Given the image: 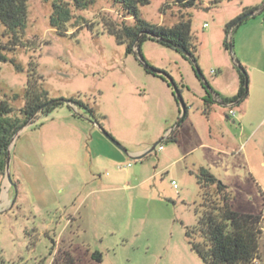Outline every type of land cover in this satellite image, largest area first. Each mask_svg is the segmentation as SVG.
<instances>
[{"label":"rangeland","instance_id":"1","mask_svg":"<svg viewBox=\"0 0 264 264\" xmlns=\"http://www.w3.org/2000/svg\"><path fill=\"white\" fill-rule=\"evenodd\" d=\"M262 2L196 0L191 8H179L169 0H150L139 7L140 17L154 26L190 21L196 66L183 52L156 42L141 47L146 64L171 78L186 107L175 127L181 107L172 87L147 74L137 56L126 54V46L104 29L106 22L133 23L120 5L96 0L86 10H74L62 36L49 24L51 3L28 0L30 44L0 61V98L22 107L28 73L35 70L49 100L80 102L96 121L64 104L47 117L38 114L17 134L9 153L11 182L0 176V264H54L58 249L69 250L79 264H203L185 237L202 204L195 178L200 167L228 187L234 211L262 216L255 264H264V81L244 65L250 61L264 70V14L226 33L244 9ZM224 43H231V52ZM237 62L253 75L245 102L212 104L205 114L206 84L233 92L236 77L239 87ZM14 95L21 97L14 101ZM69 113L77 117L67 119ZM92 122L99 128L93 131ZM57 131L61 134L52 136ZM69 131L70 144H60ZM171 132L177 142L166 140ZM104 133L125 150L146 152L163 141L144 157L124 156L114 167L93 161L90 171L96 147L107 155L118 149ZM97 137L106 144L97 145ZM27 147L30 157L22 151ZM92 190L97 191L89 194ZM94 252L101 254L100 262L91 259Z\"/></svg>","mask_w":264,"mask_h":264},{"label":"trees","instance_id":"2","mask_svg":"<svg viewBox=\"0 0 264 264\" xmlns=\"http://www.w3.org/2000/svg\"><path fill=\"white\" fill-rule=\"evenodd\" d=\"M51 3V15L49 24L57 34L66 36L68 26H72L74 20L73 11L88 9L96 0H44ZM120 5L124 13L133 18L131 25L122 22L117 25L106 22L103 26L105 31L114 37L119 45L126 46V54L133 53L142 56L141 47L146 41L173 49L178 53L185 52L186 56L194 66L196 60L192 51V37L190 21L181 20L171 27L154 26L144 21L139 14V7L149 5L150 0H111ZM178 5L179 8H191L196 0H169ZM28 0H0V61H8L6 55L13 54L18 48L26 47L25 32L27 28ZM220 0H210L216 5ZM264 14V0L255 7L244 9V11L231 21L226 27L228 31H235L250 18V14ZM252 17V16H251ZM90 28V26H89ZM226 50L231 48V43H224ZM17 72H22L21 64L10 59ZM31 67L35 68L33 62ZM238 65L239 87L237 93L232 97H223L208 84H206L203 101L207 104L205 114L212 104L223 107L228 105L242 104L248 96L249 78L243 67ZM197 69V68H196ZM200 73L199 70H196ZM147 74L158 77L168 86L171 78L160 72L159 74ZM179 92V91H178ZM174 96V93L172 92ZM21 96L14 95V101ZM23 106L16 108L7 99L0 98V176L5 177L7 152L16 134L31 119L38 114L47 117L54 110L66 105L64 100L52 101L47 98L46 92L38 84L35 70L28 73L26 87L22 94ZM175 101L177 102L175 96ZM68 108H80L85 111L90 120H95L93 111L80 102L68 100ZM180 113V111H179ZM37 114V115H36ZM186 115V107H185ZM184 115V116H185ZM36 116V117H35ZM77 117V114L73 115ZM32 120L30 121L31 124ZM174 132V131H173ZM173 132L166 140L177 142ZM161 139L159 142H162ZM158 142V143H159ZM199 185L202 204L195 209L197 224L193 228H186L185 237L191 251L197 254L203 264H255L260 253V238L263 234V219L261 215L242 214L233 210L228 187L218 181L208 169L200 167L195 174ZM197 238V241L195 240ZM93 261L100 262L101 254L94 252L91 255ZM54 264H79L69 250L58 249L53 260Z\"/></svg>","mask_w":264,"mask_h":264},{"label":"crops","instance_id":"3","mask_svg":"<svg viewBox=\"0 0 264 264\" xmlns=\"http://www.w3.org/2000/svg\"><path fill=\"white\" fill-rule=\"evenodd\" d=\"M256 15H258V13L257 14H255V15H253L252 17H254V16H256ZM239 50H240V52H242V47L240 46V44H239ZM244 65L246 66V68L249 70V73H251V72H253L252 74L254 75V74H257L256 76L258 77V79H261V80H263L264 81V70H262V69H260L258 66H256L255 64H251V62L249 61V62H245L244 63ZM249 65H252V66H249ZM252 74H249L250 76L248 77L249 78V83H250V85H251V81L253 80V75ZM235 84H234V88H233V92H231V93H229V94H226V93H224L223 92V90H221L220 88H219V86L216 84V89H214L216 92H218L221 96H223V97H232V96H234L236 93H237V91H238V81H237V77H236V79H235ZM162 95H164V97H165V91H164V93L162 94ZM201 98L203 99V96H201ZM245 102V101H244ZM232 105H228L227 107H231ZM207 108V106H204V110ZM66 117H68L67 119H70V120H72V118H74L73 117V115L71 114V113H69L68 115H66ZM85 121L84 122H89L90 123V121H89V119H87V118H83ZM47 122H45V124H41L40 126H42L41 127V129L40 130H43V128H45V126H47ZM96 127H98L99 128V126L98 125H93V131L94 130H96ZM61 128H59V130H60ZM63 129V128H62ZM23 130H25V128L24 129H22V131ZM92 131V135L95 133V132H93ZM59 134H61V131H57L56 133H54L52 136H59ZM69 139H67V140H64V139H62V138H59L58 140H57V137H54V138H56L55 140H57L58 142H60V144H70V141H71V132L69 131ZM72 135L73 136H75L74 135V133H72ZM17 136V135H16ZM15 136V137H16ZM15 137H14V139L12 140V143H13V141L15 140ZM98 139V144L97 145H99V144H101L103 141H101L102 139H99V137H97ZM44 140H45V138H44ZM105 142H107V141H104V143H102L101 145H103V144H106ZM12 143H11V145H10V150H11V146H12ZM108 144V143H107ZM105 149L107 148V145H104L103 146ZM159 149V148H158ZM31 147H27V150H25V148H24V150H22L23 151V154H26V155H28L29 157H30V152H31ZM88 150L90 151V154L92 155L93 154V151L91 150V148H89L88 147ZM102 149H100V148H98V147H96V154H95V157H94V159H93V157H91L90 159V171H92L93 170V168H94V166H98V165H100V163H104V164H107V165H109L110 167H114V166H116L118 163H120V162H123L124 161V156H127L128 158H133V159H136V158H142V157H144L143 155L146 153L144 150H129V149H127L126 150V154L125 153H123L122 151H120L119 149H116V148H114L113 147V149H112V151L110 152L111 154H109V155H107V154H104V153H102V151H101ZM160 150V149H159ZM93 161H94V166H93ZM93 176H94V174H93ZM5 180H6V178L4 179L3 178V181L5 182ZM115 181L116 179H112V181ZM98 182H99V184L101 183V179H99L98 180ZM95 191H97V190H92L89 194H91V193H94ZM7 203H9V200H7Z\"/></svg>","mask_w":264,"mask_h":264},{"label":"water","instance_id":"4","mask_svg":"<svg viewBox=\"0 0 264 264\" xmlns=\"http://www.w3.org/2000/svg\"><path fill=\"white\" fill-rule=\"evenodd\" d=\"M254 14H250V17L251 16H253ZM229 51L231 52V48L229 49ZM184 54H186L185 52H183ZM137 59L139 60V63L143 66V68L146 70V71H148V72H150V73H156V74H159L160 72L159 71H157V70H155V69H152V68H150L147 64H146V62L144 61V59H143V57H141V56H137ZM199 75H200V73H198ZM169 81V85L172 87V89H173V93H174V96L176 97V100H177V102H178V104H179V106L181 107V115H180V117H179V119H178V122L176 123V125H175V127H178L179 126V124L182 122V120H183V118H184V115H185V105L183 104V102H182V100H181V98H180V96H179V92H178V90H177V88H176V86H175V84L173 83V81L172 80H168ZM65 103L66 104H69V102L68 101H65ZM32 120V119H31ZM30 120V121H31ZM30 121L26 124V125H24L23 127H22V129H24L27 125H29L30 124ZM93 123V122H92ZM93 125H97L95 122L93 123ZM21 129V130H22ZM20 130V131H21ZM19 131V132H20ZM18 132V133H19ZM17 133V134H18ZM16 134V135H17ZM104 135L109 139V141L113 144V145H115L120 151H122L123 153H125L126 154V150L124 149V148H122L110 135H107L106 133H104ZM159 143H161V142H159ZM157 144L158 143H156L155 145H153L152 147H151V149H149L148 151H146V153L143 155V156H145L147 153H149V152H151V151H153L154 149H155V147L157 146ZM9 153H10V147H9V149H8V152H7V159H6V170H5V178L7 179V181L10 183L11 181H10V176H9V173H8V163H9Z\"/></svg>","mask_w":264,"mask_h":264},{"label":"built area","instance_id":"5","mask_svg":"<svg viewBox=\"0 0 264 264\" xmlns=\"http://www.w3.org/2000/svg\"><path fill=\"white\" fill-rule=\"evenodd\" d=\"M232 116H234V113H232ZM159 149H161V146H159ZM128 166H130V164H128Z\"/></svg>","mask_w":264,"mask_h":264}]
</instances>
